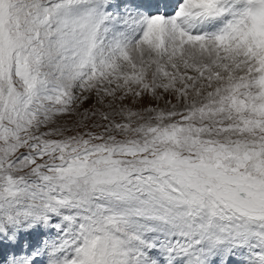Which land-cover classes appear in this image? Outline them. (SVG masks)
Here are the masks:
<instances>
[{
  "label": "snow or ice",
  "instance_id": "snow-or-ice-1",
  "mask_svg": "<svg viewBox=\"0 0 264 264\" xmlns=\"http://www.w3.org/2000/svg\"><path fill=\"white\" fill-rule=\"evenodd\" d=\"M0 264H264V0H0Z\"/></svg>",
  "mask_w": 264,
  "mask_h": 264
}]
</instances>
